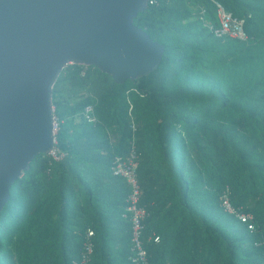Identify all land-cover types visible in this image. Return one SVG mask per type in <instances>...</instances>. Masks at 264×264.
I'll list each match as a JSON object with an SVG mask.
<instances>
[{
  "label": "trees",
  "instance_id": "trees-1",
  "mask_svg": "<svg viewBox=\"0 0 264 264\" xmlns=\"http://www.w3.org/2000/svg\"><path fill=\"white\" fill-rule=\"evenodd\" d=\"M214 2L244 21L246 41L213 34ZM134 25L164 47L159 67L124 85L63 69L53 106L66 156L38 155L13 185L0 264H81L89 229L92 264H134L130 189L112 173L133 142L149 264H264V0H156ZM228 189L251 223L224 211Z\"/></svg>",
  "mask_w": 264,
  "mask_h": 264
},
{
  "label": "water",
  "instance_id": "water-1",
  "mask_svg": "<svg viewBox=\"0 0 264 264\" xmlns=\"http://www.w3.org/2000/svg\"><path fill=\"white\" fill-rule=\"evenodd\" d=\"M148 0H0V213L53 148V88L69 64L118 85L155 71L164 47L134 25Z\"/></svg>",
  "mask_w": 264,
  "mask_h": 264
},
{
  "label": "built area",
  "instance_id": "built-area-1",
  "mask_svg": "<svg viewBox=\"0 0 264 264\" xmlns=\"http://www.w3.org/2000/svg\"><path fill=\"white\" fill-rule=\"evenodd\" d=\"M156 0H148V4L153 5ZM217 8V15L219 19V27L209 24V29L218 38L229 37L231 39H237L246 41L248 38L244 31V21L233 17L231 13H228L225 8L218 2H214ZM53 110V148L47 154L52 162H61L66 154L61 153L57 148V134L60 130L62 121L55 115V107ZM129 116H130V129L135 133L137 131V125L135 117L133 115V104L129 99ZM84 118L89 122H96L94 116L93 107H87L84 112ZM138 167L139 158L137 154L136 145L133 142L128 155L124 158L117 157L112 166V173L114 176L122 178L127 183L130 189V195L127 199V212L131 216L132 223V256L131 260L134 264H149L148 253L143 244V233L145 230V221L148 214L145 209L139 207L141 198V188L138 179ZM229 189L226 194L222 197V207L225 212L236 216L243 223H251L253 218L250 215H245L233 207L229 198ZM250 230L253 229L252 225L248 227ZM94 231L89 229L85 237L83 244V250L81 254V264H92L95 253V246L93 242ZM155 243L160 242L159 237L154 238Z\"/></svg>",
  "mask_w": 264,
  "mask_h": 264
}]
</instances>
